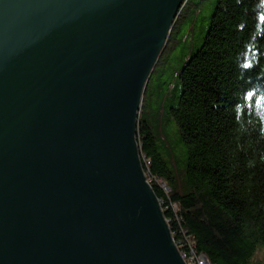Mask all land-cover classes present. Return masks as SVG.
I'll return each mask as SVG.
<instances>
[{
  "label": "water",
  "instance_id": "water-1",
  "mask_svg": "<svg viewBox=\"0 0 264 264\" xmlns=\"http://www.w3.org/2000/svg\"><path fill=\"white\" fill-rule=\"evenodd\" d=\"M185 0H0V264H186L141 163Z\"/></svg>",
  "mask_w": 264,
  "mask_h": 264
},
{
  "label": "trees",
  "instance_id": "trees-1",
  "mask_svg": "<svg viewBox=\"0 0 264 264\" xmlns=\"http://www.w3.org/2000/svg\"><path fill=\"white\" fill-rule=\"evenodd\" d=\"M201 1H184L149 78L141 163L183 249L211 264H248L264 243V0H216L199 43ZM195 34L177 96L164 97L171 82L162 66ZM171 118L186 149L181 167L163 133Z\"/></svg>",
  "mask_w": 264,
  "mask_h": 264
},
{
  "label": "rangeland",
  "instance_id": "rangeland-1",
  "mask_svg": "<svg viewBox=\"0 0 264 264\" xmlns=\"http://www.w3.org/2000/svg\"><path fill=\"white\" fill-rule=\"evenodd\" d=\"M216 0H202L201 1V11L197 19L196 29L199 30L201 34L198 35L199 43L200 40L205 37V33L210 26V15L215 9ZM183 6V5H182ZM176 28L180 23H176ZM196 34L190 35L188 42L186 44L178 46L169 56L168 60L162 66L164 76L161 78L163 81H170V87L166 90L167 94L164 97H171L173 95L177 96L178 91L176 90L180 85L178 84V78L176 73L183 66V60L188 58L193 51L196 50L199 44L196 43ZM156 75V73H155ZM155 78V76H154ZM171 90L174 92H171ZM170 92V93H169ZM177 101V99H175ZM163 133L167 136L168 143L170 144V149L173 151L174 161L178 167L183 166L186 159V149L185 145L178 138V128L176 122L173 118L167 123ZM176 239H174V242ZM176 244V242H175ZM248 264H264V243L259 245L256 249L254 255L250 258Z\"/></svg>",
  "mask_w": 264,
  "mask_h": 264
},
{
  "label": "built area",
  "instance_id": "built-area-1",
  "mask_svg": "<svg viewBox=\"0 0 264 264\" xmlns=\"http://www.w3.org/2000/svg\"><path fill=\"white\" fill-rule=\"evenodd\" d=\"M141 160H143L142 157H141ZM145 175H146L147 181L151 184V178L149 177L146 171H145ZM160 183L167 192L170 191L163 181H160ZM176 245H177V248L179 250V253L182 259L184 260L186 264H211L203 256L197 255L192 247H190V250H185L182 248V246L180 245V242L178 241L176 242Z\"/></svg>",
  "mask_w": 264,
  "mask_h": 264
},
{
  "label": "bare ground",
  "instance_id": "bare-ground-1",
  "mask_svg": "<svg viewBox=\"0 0 264 264\" xmlns=\"http://www.w3.org/2000/svg\"><path fill=\"white\" fill-rule=\"evenodd\" d=\"M140 115V114H139Z\"/></svg>",
  "mask_w": 264,
  "mask_h": 264
}]
</instances>
